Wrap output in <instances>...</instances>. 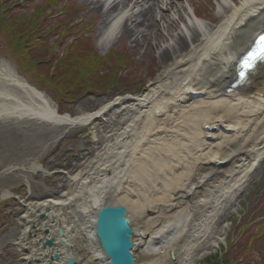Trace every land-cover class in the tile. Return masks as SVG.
I'll use <instances>...</instances> for the list:
<instances>
[{
    "label": "bare ground",
    "instance_id": "bare-ground-1",
    "mask_svg": "<svg viewBox=\"0 0 264 264\" xmlns=\"http://www.w3.org/2000/svg\"><path fill=\"white\" fill-rule=\"evenodd\" d=\"M126 1L85 0L103 18L102 45L107 46L121 23L135 48L155 52L164 65L177 59L175 70L139 96L117 97L73 116L57 113L46 95L14 69L1 66L0 85L8 89L0 88V119L74 128L105 121L124 105L136 108L132 117L118 118L115 138L97 164L70 178L73 190L27 205V214L37 219L36 208L50 207L43 223L50 228L48 237L60 242L57 232L64 230L55 264H66L68 258L77 264H109L94 230L97 211L106 204L127 208L137 233V264L139 258L142 264H198L210 247L222 242L227 227L220 220L237 210L238 199L264 163V64L229 91L237 60L264 31V0H228L220 7L219 20H213L218 24L205 31L192 0H186L192 16L188 13L190 23L176 37L173 31L185 23L188 12L181 0H129L131 8L125 12ZM167 38L172 42L162 47ZM26 217L22 236L28 237L33 231L28 222L33 221ZM44 239L43 233L33 238L25 261L48 263L57 250L44 249ZM28 240L21 242V237L16 245L25 246Z\"/></svg>",
    "mask_w": 264,
    "mask_h": 264
},
{
    "label": "rangeland",
    "instance_id": "rangeland-1",
    "mask_svg": "<svg viewBox=\"0 0 264 264\" xmlns=\"http://www.w3.org/2000/svg\"><path fill=\"white\" fill-rule=\"evenodd\" d=\"M17 1L10 0L9 4L15 7L13 4H17ZM47 1L22 0L21 4L17 5L15 13L31 14L34 8L42 6ZM55 1L57 3L52 11L53 16L47 22L52 32L58 31V34L50 39L51 45L59 41L67 24L73 27V30L64 36L61 47L57 48L55 53L61 57L65 56L76 37L86 32L90 36L91 47L95 52L101 57L110 55L111 67L119 71V80L117 84L111 85L109 91L98 90L94 95L86 94L80 97L74 105L66 107L72 111L68 114L78 116L94 111L117 97L139 96L152 82L176 69L177 59L164 65L155 52L146 54L144 48H135L136 44L130 43L128 36L121 30V23L118 24L115 35L107 42V46H103L102 36L106 31L102 23L103 18L93 11L89 3L85 0ZM125 3L123 10L128 12L131 2L128 0ZM225 3L228 4L229 1L192 0L191 7L202 18L203 31L206 27L218 24V22L213 24L215 22L213 20H219L220 7ZM181 4L188 9L187 18L185 23L178 24L173 31V37L190 23L188 13L192 16L189 3L181 0ZM48 14H51L50 11ZM171 42V38H167L160 43L162 47H166ZM2 43L0 39V67L14 69L30 84L28 77L20 71L16 58L9 54ZM192 49L193 47L184 52L180 60L186 58ZM119 58L124 59L122 63L128 68L124 69L125 66H120L122 63H117ZM0 88L8 89L2 85ZM13 92L19 93L15 88ZM42 93L58 109L55 100L48 93ZM135 109L133 106L124 105L115 109L105 121L74 128L55 126L39 120L0 119V264H34L33 259L25 261L27 249L34 248L32 244L34 237L22 236L26 225L23 216L27 215L26 218L34 220L33 233L36 236L43 230V221L29 216L23 206L50 198H61L65 192L73 190L75 186L70 178L78 173H84L91 165L97 164L99 156L105 152L106 144L115 138L114 130L117 128L114 126L118 118L132 117ZM241 196L237 202L239 204L236 203L237 210L234 213H227L220 220V223L227 227L222 242L216 248L210 247L198 264H202L204 259L215 254L228 259L230 264H246L249 261L254 264L262 261L264 163L248 191ZM133 224H137L136 221ZM34 227L40 232H36ZM21 237V242L28 238L30 243L25 246L20 243L17 246ZM255 241L257 249L254 248ZM250 242H253L252 245H249ZM242 257H245V261H238ZM137 260L140 264L143 263L142 259Z\"/></svg>",
    "mask_w": 264,
    "mask_h": 264
},
{
    "label": "trees",
    "instance_id": "trees-1",
    "mask_svg": "<svg viewBox=\"0 0 264 264\" xmlns=\"http://www.w3.org/2000/svg\"><path fill=\"white\" fill-rule=\"evenodd\" d=\"M9 1L0 0L2 45L11 56L16 58L20 71L29 81L55 100L61 114L71 113L72 111L66 107L74 105L80 97L86 94L94 95L98 90L109 91L111 85L117 84L119 71L111 67L110 55L107 57L98 55L91 47L88 33L78 35L65 56L61 57L55 53L56 49L61 47L64 36L73 30V27L67 24L59 41L51 45L50 39L57 35L58 31L52 32L47 22L53 16L52 11L57 3L55 0H48L42 6L34 8L31 14L15 13L17 5L21 4L22 0H18L17 4L14 3L15 7H12ZM49 11L51 14H48ZM123 61L124 59L119 58L117 63ZM120 66H125L124 69L128 68L123 63ZM252 243L250 242L249 245ZM254 244V248L257 249L256 241ZM263 258L261 262L254 264H264ZM239 260L244 262L245 257ZM202 264H230V262L220 254H215L204 259Z\"/></svg>",
    "mask_w": 264,
    "mask_h": 264
},
{
    "label": "water",
    "instance_id": "water-1",
    "mask_svg": "<svg viewBox=\"0 0 264 264\" xmlns=\"http://www.w3.org/2000/svg\"><path fill=\"white\" fill-rule=\"evenodd\" d=\"M50 209V207H46L47 212H50ZM37 212L41 213L39 209ZM47 218L48 216L44 213L40 215L41 220ZM29 223L31 222L29 221ZM94 229L96 242L109 264H137L134 255V237L137 233L133 231L127 208L111 204L104 205L97 211ZM44 232L47 235L50 234L48 228ZM58 235L60 242L64 244V230L59 229ZM43 247L57 250L50 256L48 264H55L60 260L59 246L55 239H48L43 242ZM65 247L70 248L68 244ZM35 261L37 264L41 262L39 259ZM66 264H77V262L73 258H68Z\"/></svg>",
    "mask_w": 264,
    "mask_h": 264
},
{
    "label": "snow or ice",
    "instance_id": "snow-or-ice-1",
    "mask_svg": "<svg viewBox=\"0 0 264 264\" xmlns=\"http://www.w3.org/2000/svg\"><path fill=\"white\" fill-rule=\"evenodd\" d=\"M261 45H264V37H261ZM255 60H264V47H261L257 51L251 53L246 58L244 66L251 68L253 66V61ZM241 75H243V73Z\"/></svg>",
    "mask_w": 264,
    "mask_h": 264
}]
</instances>
